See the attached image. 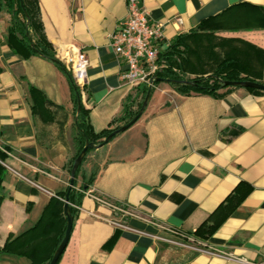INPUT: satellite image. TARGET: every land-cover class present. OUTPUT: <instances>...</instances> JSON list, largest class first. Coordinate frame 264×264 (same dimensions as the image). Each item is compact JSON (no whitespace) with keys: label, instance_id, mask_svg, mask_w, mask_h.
Here are the masks:
<instances>
[{"label":"crops","instance_id":"0c3cea01","mask_svg":"<svg viewBox=\"0 0 264 264\" xmlns=\"http://www.w3.org/2000/svg\"><path fill=\"white\" fill-rule=\"evenodd\" d=\"M22 1L33 33L56 57L64 49L86 55L80 99L94 131L119 117L124 104L137 109L142 85L122 81L125 65L108 38L126 15V0ZM140 5L163 24V51L181 37L171 68L182 79L220 68L264 83V0H140ZM0 13L1 248L36 223L49 201H64L59 193L70 180L75 111L66 74L41 54L15 52L7 38L10 16L5 9ZM29 85L40 93H30ZM230 129L238 132L225 137ZM95 167L94 181L73 205L70 237L57 264L264 259V91L233 86L220 98L182 95L161 81L130 127L88 152L81 168L89 175ZM79 184L80 178L76 189ZM228 195L240 199L222 218L217 208ZM211 214L222 218L214 230L206 237L193 234ZM0 264L30 259L5 252Z\"/></svg>","mask_w":264,"mask_h":264},{"label":"trees","instance_id":"16d2710c","mask_svg":"<svg viewBox=\"0 0 264 264\" xmlns=\"http://www.w3.org/2000/svg\"><path fill=\"white\" fill-rule=\"evenodd\" d=\"M5 9L10 16L9 27L7 28L8 43L11 48L24 56L38 54L52 62L59 67L70 80L71 96L74 103L75 111V131L72 135V144L74 147V154L67 165L68 172L71 171L73 161L76 156L80 153L86 140L93 146L100 144L105 137L115 132L120 123H126L129 121L138 111L143 98L147 92V84L139 87L138 90L141 94V99L138 102L137 109H132L130 105L124 104L122 112L119 117L112 120L108 126L101 131H94L90 124L88 117V110L84 108L80 102L78 109V94L80 95L79 86L74 82L70 71L66 69V66L55 56L54 51L40 40L32 31L31 24L28 17L27 9L22 0H0V10ZM180 36L172 42L165 51L160 54L159 61L166 64V67L156 71L155 78L163 80L165 78L182 80V78L171 68L172 59L179 53ZM251 80L248 78H242L237 74L233 73H221L220 68L214 71L213 74L208 76L196 77L191 80L193 84H183L179 82H171L173 88L184 95L191 94H206L215 98L222 97L229 89L231 85L224 84L225 80ZM160 81L154 80L152 90L154 86L159 84ZM250 91L259 92L260 90L255 88L245 87ZM30 93H40L36 88L29 85ZM120 132H116L112 135L110 140L114 138ZM109 140V141H110ZM108 141V142H109ZM95 147L87 148V151L77 167L74 176V184L72 187L67 186L66 189L59 193L62 199L66 196L70 204V212L74 217L76 210L73 205H79L80 198L83 195L82 191H85L94 181L98 168H94L89 175H86L82 170L81 166L84 162L86 155L90 150ZM0 157H3V153L0 151ZM80 178L79 189H76L77 179ZM240 197L236 195H228L222 202L217 210L223 211V216L229 214L238 204ZM1 200V198H0ZM64 201H49L47 206L44 207L41 216L31 227L24 230L20 235L14 238H9L3 246L0 248L1 253H14L17 255L26 256L30 259V264H47L51 255L64 234L66 218L63 214ZM213 218L211 214L207 219L201 222L193 234L206 237L214 228L221 222V219ZM60 259V258H59ZM59 261V260H58ZM58 263V262H57Z\"/></svg>","mask_w":264,"mask_h":264},{"label":"built area","instance_id":"2783aa9c","mask_svg":"<svg viewBox=\"0 0 264 264\" xmlns=\"http://www.w3.org/2000/svg\"><path fill=\"white\" fill-rule=\"evenodd\" d=\"M1 20V13H0ZM176 20L180 22V17ZM163 24L153 21L150 18L148 9L140 5V0H126V15L115 30L108 36L110 46L119 59L125 65L120 76L122 81L130 87L154 83L157 70L166 67L159 61L163 52L161 42ZM2 35L0 32V41ZM57 58L70 71L74 82L82 89L86 83V68L88 59L86 55L78 49H64L57 52ZM100 199V198H99ZM103 201L102 199H100ZM184 238H192L190 235L182 234ZM175 244L185 245L177 240L167 239ZM246 264H264V259Z\"/></svg>","mask_w":264,"mask_h":264},{"label":"water","instance_id":"95a60500","mask_svg":"<svg viewBox=\"0 0 264 264\" xmlns=\"http://www.w3.org/2000/svg\"><path fill=\"white\" fill-rule=\"evenodd\" d=\"M160 78L156 77L155 80L157 81H164L166 83H171V82H179V83H183V84H193L194 81L191 79H182V80H174V79H169V78H165L163 80H159ZM225 86L226 85H231V86H239V87H249V88H255L258 90H262L264 91V83L258 82V81H254V80H245V79H241V80H225L224 81ZM152 87H153V80L147 85V92L143 98V101L137 111V113L126 123L122 124L120 127H118V129L109 134L107 137H105L103 139V141L96 145L93 146L90 142H88L86 140L83 148L81 149L80 153L76 156V158L73 161V166L71 167V171H70V180L68 183L69 187H72L74 184V176H75V171L77 169V167L79 166V164L81 163L87 148L89 147H101L102 145H104L105 143H107L110 138L112 137V135L116 132H122L124 130H126L128 127H130L139 117L140 115L143 113L146 105L148 104V101L150 99L151 96V91H152ZM80 95L78 94V109L80 106ZM238 131L236 129H230L229 131H227L226 133H224L223 135L225 137L231 136L236 134ZM64 200V205H63V214L66 218V224H65V230H64V234L61 238V241L59 242V244L57 245V247L55 248V250L53 251L51 258L49 259V261L47 262V264H57L61 254L63 253L66 244L68 242V239L70 237V233H71V229H72V223H73V216L70 212V204L68 202V198L67 196L63 199Z\"/></svg>","mask_w":264,"mask_h":264},{"label":"rangeland","instance_id":"374dc122","mask_svg":"<svg viewBox=\"0 0 264 264\" xmlns=\"http://www.w3.org/2000/svg\"><path fill=\"white\" fill-rule=\"evenodd\" d=\"M5 21H6V17H5V13L3 12V19H2V23H5ZM179 47H180V45H179ZM179 49V48H178ZM87 156V155H86ZM86 159V158H85ZM96 168V167H95ZM100 199H102V197H99ZM103 201H107V200H105V199H102ZM113 205V204H112ZM114 206V209L116 210V209H122L121 207H119V206H116V205H113Z\"/></svg>","mask_w":264,"mask_h":264}]
</instances>
